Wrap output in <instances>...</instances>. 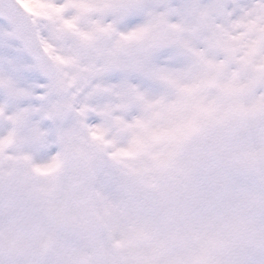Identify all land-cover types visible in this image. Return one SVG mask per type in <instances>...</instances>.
Masks as SVG:
<instances>
[{
  "label": "rangeland",
  "instance_id": "rangeland-1",
  "mask_svg": "<svg viewBox=\"0 0 264 264\" xmlns=\"http://www.w3.org/2000/svg\"><path fill=\"white\" fill-rule=\"evenodd\" d=\"M133 16L142 20L143 11L125 19ZM238 43L243 51L238 67L221 74L217 84L194 98L170 84L141 89L142 95L110 105L101 125L74 116L77 129L66 139L70 152L41 156L34 147V127L26 128L20 107L0 102V178H17L9 204L11 221L36 245L60 250L70 264H90V248L102 253L106 245L120 247L122 234H139L146 227L157 166L179 175L190 173L208 147L209 125L221 112L230 124L212 137L217 147L223 150L227 141L235 157L259 155L264 151V137L259 135L264 125V9L249 11ZM208 104L215 105L214 115L206 111ZM134 110L137 114L129 119ZM93 127H101L102 139L93 138ZM79 128L84 136L77 134ZM70 161L82 172L78 191L67 172ZM123 191L135 201L123 200ZM4 214L0 202V225ZM78 225L88 230L90 248L78 244Z\"/></svg>",
  "mask_w": 264,
  "mask_h": 264
},
{
  "label": "snow or ice",
  "instance_id": "snow-or-ice-1",
  "mask_svg": "<svg viewBox=\"0 0 264 264\" xmlns=\"http://www.w3.org/2000/svg\"><path fill=\"white\" fill-rule=\"evenodd\" d=\"M257 7L264 9V0H0V102L26 101L24 117L83 116L101 125L114 101L141 89L177 84L194 98L238 67L240 26ZM137 10L142 20L125 19ZM131 44L144 46L139 66L146 80L138 87L121 81L119 66L106 58L109 45ZM51 132L34 127L41 156L52 153ZM90 134L104 135L101 127Z\"/></svg>",
  "mask_w": 264,
  "mask_h": 264
},
{
  "label": "clouds",
  "instance_id": "clouds-1",
  "mask_svg": "<svg viewBox=\"0 0 264 264\" xmlns=\"http://www.w3.org/2000/svg\"><path fill=\"white\" fill-rule=\"evenodd\" d=\"M143 48L109 45L106 58L119 66L121 81L139 86L146 80L139 66ZM50 105L59 110L57 98ZM44 106L48 108L49 102ZM136 114L134 110L128 118ZM25 120L27 129H52L51 154L70 152L66 139L77 129L73 116L48 121L42 113H31ZM229 124V117L221 112L209 125L208 147L187 175L157 166L155 200L146 210V227L139 234H122L120 247L106 245L102 253L90 248V264H264V151L235 157L227 141L223 150L218 148L212 137ZM77 134L84 136L83 128ZM259 135L264 137V125ZM16 180L13 175L0 178L5 213L0 225V264H70L60 250L36 245L11 221L9 204L16 195Z\"/></svg>",
  "mask_w": 264,
  "mask_h": 264
},
{
  "label": "bare ground",
  "instance_id": "bare-ground-1",
  "mask_svg": "<svg viewBox=\"0 0 264 264\" xmlns=\"http://www.w3.org/2000/svg\"><path fill=\"white\" fill-rule=\"evenodd\" d=\"M121 198H122L123 200H127V201H129V202H134V200H133L131 197L128 198V196H127V194H126L125 191H123V192L121 193Z\"/></svg>",
  "mask_w": 264,
  "mask_h": 264
}]
</instances>
